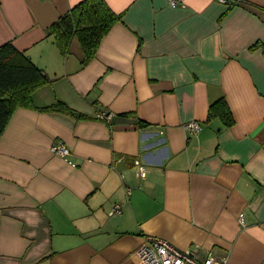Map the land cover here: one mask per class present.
<instances>
[{"label": "crops", "instance_id": "obj_1", "mask_svg": "<svg viewBox=\"0 0 264 264\" xmlns=\"http://www.w3.org/2000/svg\"><path fill=\"white\" fill-rule=\"evenodd\" d=\"M84 1L0 0V47L49 80L34 106L76 112L19 108L0 138V264H140L152 238L264 264V0H103L116 22L82 66L51 30Z\"/></svg>", "mask_w": 264, "mask_h": 264}, {"label": "trees", "instance_id": "obj_2", "mask_svg": "<svg viewBox=\"0 0 264 264\" xmlns=\"http://www.w3.org/2000/svg\"><path fill=\"white\" fill-rule=\"evenodd\" d=\"M116 22L103 0H85L65 16L51 30L56 44L64 55H69L76 40L82 52L81 64L86 66L96 56L103 37ZM49 82L39 69L11 43L0 47V138L14 112L19 109H34L40 112L76 114L64 103L46 108H36L33 93ZM220 116L227 126L234 119L226 100L222 99L210 107L209 116Z\"/></svg>", "mask_w": 264, "mask_h": 264}, {"label": "built area", "instance_id": "obj_3", "mask_svg": "<svg viewBox=\"0 0 264 264\" xmlns=\"http://www.w3.org/2000/svg\"><path fill=\"white\" fill-rule=\"evenodd\" d=\"M221 3L229 2V0H220ZM170 4L172 6H177L178 2L171 0ZM114 117L113 113L101 114V118L107 122H111ZM187 128L191 131L192 134L198 133L201 128L196 122H191L187 125ZM51 152L53 155L65 159L68 155V149L62 143L53 145L51 147ZM70 165L75 166L71 162H68ZM138 170V175L140 177L146 176V170L139 161L136 162ZM130 190V189H129ZM130 191H128V194ZM122 213V207L119 204L114 205L111 211V215H120ZM240 223L244 224L243 214L240 215ZM136 256L140 264H226V256H216L210 254L207 257L198 256V252L195 250L180 251L173 245L168 242L152 238L148 240L142 247L137 251Z\"/></svg>", "mask_w": 264, "mask_h": 264}, {"label": "rangeland", "instance_id": "obj_4", "mask_svg": "<svg viewBox=\"0 0 264 264\" xmlns=\"http://www.w3.org/2000/svg\"><path fill=\"white\" fill-rule=\"evenodd\" d=\"M137 162V161H136Z\"/></svg>", "mask_w": 264, "mask_h": 264}]
</instances>
